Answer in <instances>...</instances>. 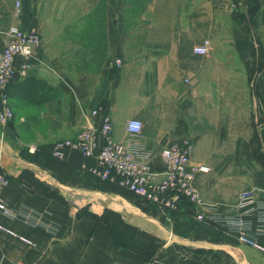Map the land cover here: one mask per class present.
<instances>
[{
  "label": "crops",
  "instance_id": "crops-1",
  "mask_svg": "<svg viewBox=\"0 0 264 264\" xmlns=\"http://www.w3.org/2000/svg\"><path fill=\"white\" fill-rule=\"evenodd\" d=\"M0 12V49L10 26L36 27L42 45L26 77L60 91L40 102L19 85L26 77L9 86L14 116L0 124V168L11 178L1 190L11 212L0 223L32 244L0 229V264H264V252L217 217L240 214L242 190L259 188L264 200V0L236 10L230 0H0ZM199 44L208 55L194 52ZM97 107L156 171L162 148L190 138L191 162L209 168L196 177L204 220L188 203L145 212L97 187L94 157L52 155L97 123L87 117ZM130 118L144 123L137 140ZM68 188L91 195L74 204ZM116 217L136 236L123 239ZM249 220L264 245L259 215Z\"/></svg>",
  "mask_w": 264,
  "mask_h": 264
},
{
  "label": "built area",
  "instance_id": "built-area-1",
  "mask_svg": "<svg viewBox=\"0 0 264 264\" xmlns=\"http://www.w3.org/2000/svg\"><path fill=\"white\" fill-rule=\"evenodd\" d=\"M243 0H230V8L236 10ZM20 3L17 2L16 14H20ZM3 15L0 12V21ZM7 42L0 49V124L6 125L14 116L9 96V86L18 77L28 76L34 67L33 59L42 45V36L36 27L22 29L12 25L6 31ZM194 52L208 55L210 50L205 44L194 47ZM120 65L121 60L115 61ZM87 117L96 118L97 123L83 128L75 139H66L55 144L52 155L63 157V149L72 148L80 151L85 157H94L96 164L91 173L100 180L118 183L154 207L174 211L182 204L195 206L196 216L205 219L207 203L196 184V177L209 168L203 164H193L191 155L193 143L188 137L171 142L160 151L163 169L156 171L147 157H140L135 141L117 140L114 137V124L111 115L100 107L87 113ZM144 123L140 118L126 121V130L137 140L142 135ZM9 175L0 168V212L8 214L11 210L1 198V190L10 183ZM261 189L252 187L242 190L238 195L236 207L240 214L233 217L217 216L218 219L236 232L239 243L250 245L264 252V245L248 234L249 217L257 213L264 227V200L260 201ZM0 229L18 236L13 230L0 223ZM24 242L32 244L26 237L18 236ZM22 264V263H18Z\"/></svg>",
  "mask_w": 264,
  "mask_h": 264
},
{
  "label": "trees",
  "instance_id": "trees-1",
  "mask_svg": "<svg viewBox=\"0 0 264 264\" xmlns=\"http://www.w3.org/2000/svg\"><path fill=\"white\" fill-rule=\"evenodd\" d=\"M19 85L23 86V91L26 94H29L32 99L34 98V100L40 102L51 99L52 97H56L60 93L57 87L49 84L46 80H39L33 76L26 77L24 80H22V82L19 83ZM34 93H39L41 96H39V98H35L33 97ZM95 179L97 181V187L101 190L115 191L117 190L116 188H119L121 190L131 192L130 190L121 187L118 183L111 182L109 180H100L96 177Z\"/></svg>",
  "mask_w": 264,
  "mask_h": 264
},
{
  "label": "rangeland",
  "instance_id": "rangeland-1",
  "mask_svg": "<svg viewBox=\"0 0 264 264\" xmlns=\"http://www.w3.org/2000/svg\"><path fill=\"white\" fill-rule=\"evenodd\" d=\"M94 178H95V176H94ZM116 189L117 190H115L114 192L117 195H121L123 198L128 200L130 203H132V204H134L136 206H140V208H142L145 212L149 211L148 206L150 207V202H148L146 200H143L138 195H135V194H133L131 192H128L126 190H121L119 188H116ZM65 191L67 192L71 203H74V204H77L80 200H84V199L88 200V198L91 195V193L89 191L72 190V189H69V188H68V190H65ZM101 199H102L103 202L105 201L104 198H101ZM106 202H107V200H106ZM108 203L112 205L111 202L108 201L106 204H108ZM109 217H111V216H109ZM116 218H117V226H118V229H119V233L121 234V237H123V239L136 236L137 231H133L132 229H126V230L124 229V230L121 231V229H123V225L121 224V222L118 219V217H116Z\"/></svg>",
  "mask_w": 264,
  "mask_h": 264
},
{
  "label": "bare ground",
  "instance_id": "bare-ground-1",
  "mask_svg": "<svg viewBox=\"0 0 264 264\" xmlns=\"http://www.w3.org/2000/svg\"><path fill=\"white\" fill-rule=\"evenodd\" d=\"M116 202V201H115ZM119 203V202H118ZM121 204V203H120ZM122 206V205H121Z\"/></svg>",
  "mask_w": 264,
  "mask_h": 264
}]
</instances>
